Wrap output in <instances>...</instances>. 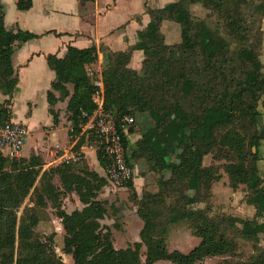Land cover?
Instances as JSON below:
<instances>
[{
	"label": "trees",
	"instance_id": "trees-1",
	"mask_svg": "<svg viewBox=\"0 0 264 264\" xmlns=\"http://www.w3.org/2000/svg\"><path fill=\"white\" fill-rule=\"evenodd\" d=\"M192 5L215 18L217 28L197 18L189 8ZM31 6L32 0L16 2L18 11ZM146 14L149 23L137 33L136 44L127 52L106 53L108 64L101 75L103 111L116 121L129 116L138 126V131L130 125L122 133L127 164L136 165L138 175L146 180L147 172L157 178L156 192L143 191L140 198L132 192L130 197L143 223L140 242L126 249L114 248L110 229L100 224L107 215L106 203L96 200L106 182L84 163H62L41 172L43 162L38 156L9 161L0 154V264H65L54 250L56 235L51 233L44 241L37 236L36 209L27 208L17 215L30 193L36 205L43 202L59 213L65 235L60 240L61 252L71 257L72 264H200L214 257L222 258L220 264H264V247L256 245L258 236H264V176L257 169L258 148L264 141L260 128L264 0H175L161 9L147 8ZM163 22L177 25L176 42H165ZM36 38L21 30H7L0 4V96L4 97L0 129L11 119V99L18 81L12 64L15 44ZM133 51L143 56L139 71L128 68ZM96 60L94 47H68L61 59L46 57L55 73L51 90L59 95L57 99L47 92L48 112L57 124L54 106L67 99L71 136L79 134L82 114L97 109L94 97L99 88L86 71ZM135 130L140 137L131 146L126 136ZM208 155L212 162L205 167L203 160ZM97 158L105 166L99 153ZM220 170L232 191L244 186L245 204L255 209L254 219L210 216L209 200L213 185L221 179ZM55 177L61 188L53 184ZM127 188L132 189L133 182ZM71 192L84 208L67 215L61 209V197ZM199 204L205 208L194 210ZM256 218L263 222L258 224ZM183 221L199 243L186 254L169 252L165 244L169 227ZM238 224V235L254 242L253 253L245 260L230 235Z\"/></svg>",
	"mask_w": 264,
	"mask_h": 264
},
{
	"label": "crops",
	"instance_id": "crops-1",
	"mask_svg": "<svg viewBox=\"0 0 264 264\" xmlns=\"http://www.w3.org/2000/svg\"><path fill=\"white\" fill-rule=\"evenodd\" d=\"M174 1L175 0H151V3L157 5V8H152L148 0H93L86 3L80 0H32L31 8L22 12L18 11L16 8L17 0H0L4 12V26L7 30H21L37 36L36 39L26 43L15 44L12 55L13 69L18 81L11 99V120L24 125L28 131L22 149V157L29 158L31 155L40 157L43 162L41 170V172H43L55 168L62 163L65 164L66 156L72 157L74 153L76 157H79V160L80 157H82V160L78 161L79 163H84L90 171L95 172L100 178L104 179V166L98 160L97 153L93 149L86 147L83 135L80 133L78 135H70L71 123L68 120L69 115L66 111L67 99L63 101L58 100L55 104L54 111L57 112L58 118L57 124H53L52 116L48 112L49 106L46 95L49 91L52 92L57 99H59V95L51 90V83L55 80V73L49 69L46 57L48 55H54L61 59L66 55L68 47L80 50L94 47L97 51V60L88 65L86 71H92L95 75V79L100 80L101 86L98 87L99 93L94 99L103 102L101 75L103 69L108 64L107 54L127 52L136 44L137 33L144 30L149 23V16L146 14L147 8L161 9ZM176 26L177 25L169 22H163L161 32L167 44L174 43L178 40V36L176 37L174 35L176 33L174 32ZM261 29L263 32L261 59L264 63V21L261 24ZM171 30H173V32H171ZM142 59L143 56L140 51H133L128 68L139 71ZM67 89L70 93L72 92L71 86H67ZM16 100L22 101L23 108L25 109L22 119L17 118L14 114ZM63 103L65 104L64 109L67 114V119H65L64 123L61 122L59 116V106ZM38 107H41L44 113L50 118L48 124L44 126L48 128L46 132H43L38 123L34 122ZM28 122H32V133L35 134V139L33 138L34 136L30 138L27 125ZM260 128L264 130V113L260 119ZM56 133L63 135H61V139L54 144V149H48L47 158L50 159V162L44 164V155L37 149L39 148L38 143L40 138L42 139V136L47 135L49 141V138L55 136ZM133 134L126 136L128 137V141L129 136ZM73 138H76V141H73ZM74 143L75 147L71 152L69 149ZM55 146H59V149L57 150ZM259 150H263L261 157L259 156ZM260 160L264 163V141L261 142L258 148L257 161L259 174L264 176V173L258 168V162ZM134 166L133 191H131V193L135 192L137 198H140L143 191L150 193L156 192V188L154 192L149 191V187L147 186L149 183L145 178L138 175L137 166ZM55 180H57V185L54 182ZM53 184L61 188L58 177L54 178ZM110 189V187L105 185V187L98 192L96 200L106 203V206H112V203L116 201L109 199ZM123 190L124 192L129 191L127 188ZM124 192L122 193L123 195H121L123 196L122 201L124 200L129 206L134 204V211L131 212L128 209L122 210L121 204L113 203L115 208L120 209L117 214L115 216L106 215L100 220L102 226L110 229L115 249H126L134 243H139V233L143 227V223L136 213V201L130 197L129 199L126 198L128 193ZM61 201L63 202L61 209L67 215H70L74 211H81L84 208V205L79 201L78 196L74 192L62 196ZM120 203H122L121 200ZM199 205H202V207L204 206V204ZM246 206L248 205L246 204ZM248 207L253 210L254 219L255 209L252 206ZM123 208H126V206L123 205ZM128 212L130 215H128ZM116 219H118V222L121 220L120 228L117 223L115 225L117 228L116 230H118V233L121 234L122 237V242L118 246L119 248H116L117 243L114 241L115 233L112 230V226L115 224ZM260 219L262 220V218ZM262 222H258V224ZM60 227H62L61 222ZM61 232L52 231V233L56 235L55 240L60 241L64 239V231ZM260 236L263 235H259L258 237L260 238ZM257 247L263 248L264 246L257 244ZM142 249H145L144 246H142ZM215 258L219 257L205 259L200 264H207ZM220 259L222 261V258ZM163 262L165 261H159L154 264H162Z\"/></svg>",
	"mask_w": 264,
	"mask_h": 264
},
{
	"label": "rangeland",
	"instance_id": "rangeland-1",
	"mask_svg": "<svg viewBox=\"0 0 264 264\" xmlns=\"http://www.w3.org/2000/svg\"><path fill=\"white\" fill-rule=\"evenodd\" d=\"M149 4L152 8H157V5L155 3H151V0H148ZM190 10L192 11V13L200 19H204L211 28H217V20L215 18H208L207 17V11H205L201 6L199 5H192L189 7ZM171 32H173V30H171ZM176 32L174 35L177 37L179 36V30L176 26V30L174 31ZM173 34V33H172ZM166 36V34H165ZM177 40V39H176ZM4 100V97L0 96V103ZM65 104H60L59 106V116L61 118V122H65V119H67V114L65 111ZM24 112L25 109L23 108V103L20 100H16L15 103V107H14V114L16 115L17 118H23L24 117ZM49 116L44 113V110L41 109V107L37 108L36 111V118L34 119V122L38 123V125L40 126V129L43 132H46L48 128L44 127L45 125L48 124L49 122ZM135 121V119H134ZM33 122V121H32ZM32 122H28V130L30 132V138H32V136H34L33 138L35 139L36 136L35 134H33L32 130V126L31 123ZM133 128H135L136 130L138 129V126L136 125V122H134L131 124ZM129 127V126H128ZM128 127L126 129H128ZM72 128V127H71ZM135 130V131H136ZM138 131V130H137ZM135 132L133 135L129 136V142L130 144L134 141H136L139 137H140V133L139 132ZM61 135L60 133H56L55 136L50 137L49 141L47 139V135L46 136H42V139L40 138V141L38 143V147L37 149H39V152L41 154L44 155V164H47L48 162H50V159L47 158V154H48V149L52 148L54 149V144L59 141L61 139ZM132 137V138H131ZM33 139V141H34ZM131 139V140H130ZM132 141V142H131ZM132 146V145H131ZM263 153V150H259V156L261 157ZM24 158V157H21ZM76 160L71 161L73 163H77L78 161L82 160V157H79L75 155ZM264 161V160H263ZM212 162V157L211 155H208L204 158L203 160V165L205 167L210 166ZM258 168L259 170L264 173V163L261 162V160L258 162ZM135 166L132 167V170L134 171ZM138 169V167H137ZM142 170L145 171L146 168L142 167ZM142 171H139V173L141 174ZM221 173V179L215 183L213 185V192H212V196L211 199L209 200L210 203V211L209 214L210 216H234L237 217L239 219L242 220H252L253 219V210L246 206L245 204V188L244 186H239L238 189L236 191H232L229 187L228 184V178L226 176V174L220 170ZM148 175V179L147 182L149 183V185H147L149 187V191H155L156 188V176L153 174H148V172L146 173ZM165 177H168V174H165ZM57 179V178H56ZM57 180H55L54 182L56 183V185L58 184L56 182ZM127 188V187H126ZM123 188V189H126ZM123 189H110L109 191V199H111L112 201H116L113 202L115 203H119L121 204V209L122 210H130L131 212L134 211L133 207L134 204L132 206H129L126 202H124V200L122 201V197L121 195H123L122 193L124 192ZM129 191H125L126 193H128V196H126V198L129 199V197H131V191H133V188H127ZM124 192V193H125ZM192 195V193L190 194ZM120 200L122 203H120ZM131 201V200H130ZM63 205V202H61ZM112 203V206H107V215L108 216H115L117 214V212L120 209L115 208L114 204ZM136 204V203H135ZM123 205L126 206V208H123ZM27 208H35L36 212L38 214L39 217V223L35 228V232L37 234V236L44 241L46 238H48L47 236H49L52 231H56V232H61L62 227H60V220H59V213L55 210H53L50 205L44 206L43 202H38L37 205L35 204V198L31 195V193L27 196V198L25 199V201L23 202V204L21 205V207L18 210V217L22 214V212L24 211V209ZM205 208V205L202 207V205H196L193 206V209H203ZM128 215L129 212H128ZM256 220H258V222H262V220L260 218H256ZM115 221V220H114ZM116 223L118 225V227L120 228V222L121 220H119L120 222H118V219H116ZM175 225V224H174ZM171 225L169 227V230L166 234L165 237V244H166V248L169 252L177 250L181 253H188L191 249H193L199 242V239L192 236L188 225L185 221L183 222H179L177 223L175 226ZM238 228L235 229H231L230 231V235L234 236L239 244V254H240V258H242L243 260L247 259L252 253H253V240L252 241H245L243 240L239 235H238V230L240 229V225H237ZM113 227V232L115 233V239L114 241L117 243L116 248H119V244L122 242V237L121 234L118 233V230H116L117 228L115 226ZM62 233V232H61ZM61 241L59 240H54V250L56 252V254L61 257L62 261L65 264H72V260L69 256H66L64 254H62L61 252ZM262 246H264V236H260V238H258V243ZM145 249H141V254L142 256L144 255ZM221 259L220 258H215L214 260H212L211 262H208L207 264H220ZM162 264H170L169 262H163Z\"/></svg>",
	"mask_w": 264,
	"mask_h": 264
},
{
	"label": "built area",
	"instance_id": "built-area-1",
	"mask_svg": "<svg viewBox=\"0 0 264 264\" xmlns=\"http://www.w3.org/2000/svg\"><path fill=\"white\" fill-rule=\"evenodd\" d=\"M90 77H94L92 71H87ZM100 80L95 85L101 86ZM97 109L91 114L83 113V122L79 125V133L83 135L86 147L99 153L105 163L103 168L104 181L112 189L126 188L133 182L134 171L126 162V151L123 143L122 133L133 123V118L125 116L116 121L110 114L102 109V102L94 99ZM72 131V128L70 132ZM28 135L26 127L20 123L7 121L0 129V154L9 161L18 160L22 157V149ZM76 141V138L72 139ZM76 143V142H75ZM75 143L69 150L73 151ZM58 150L59 146H55ZM72 157L66 156V164L74 161Z\"/></svg>",
	"mask_w": 264,
	"mask_h": 264
},
{
	"label": "water",
	"instance_id": "water-1",
	"mask_svg": "<svg viewBox=\"0 0 264 264\" xmlns=\"http://www.w3.org/2000/svg\"><path fill=\"white\" fill-rule=\"evenodd\" d=\"M253 152H254V149H253Z\"/></svg>",
	"mask_w": 264,
	"mask_h": 264
}]
</instances>
